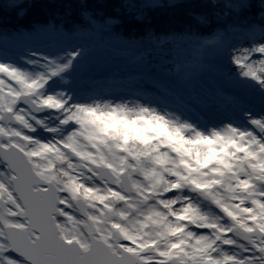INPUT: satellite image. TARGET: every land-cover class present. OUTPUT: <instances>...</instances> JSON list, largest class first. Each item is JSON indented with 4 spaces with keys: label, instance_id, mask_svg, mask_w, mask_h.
I'll use <instances>...</instances> for the list:
<instances>
[{
    "label": "snow or ice",
    "instance_id": "1",
    "mask_svg": "<svg viewBox=\"0 0 264 264\" xmlns=\"http://www.w3.org/2000/svg\"><path fill=\"white\" fill-rule=\"evenodd\" d=\"M10 2L11 33L0 14V264H264V0H205L226 22L196 17L212 27L198 48L219 62L198 86L155 79L118 97L84 86L90 50L70 41L118 30L121 17L80 0L78 21L26 26L23 0ZM42 36L57 39L8 54L9 38ZM128 42L170 43L153 32Z\"/></svg>",
    "mask_w": 264,
    "mask_h": 264
},
{
    "label": "trees",
    "instance_id": "2",
    "mask_svg": "<svg viewBox=\"0 0 264 264\" xmlns=\"http://www.w3.org/2000/svg\"><path fill=\"white\" fill-rule=\"evenodd\" d=\"M129 2L132 7L122 6L121 0H87L91 11L99 12L101 16L115 14L124 21L118 30L98 29L85 35L74 36L70 41L71 43L84 44L91 52L90 59L99 63L97 66L102 73L99 72L98 75L87 80L91 84V88L97 93L103 94L108 92V86H110V90L115 92L117 90L115 87L120 86L117 81L122 79L120 77H124V74L130 86L142 88L144 84H147L145 81L148 82L144 76L149 74L151 69L149 55L153 57V55L166 53V50L174 51L176 57L171 59L172 63H176V73L183 74L181 80L187 79V83L191 85L193 80L198 78L187 70L195 66L196 69L203 71L207 66L203 63L204 60L206 57L211 58V51L198 48L196 41L207 37L212 27L201 25L196 17L207 14L213 18L214 25L226 22V17L221 16V19L217 21L216 17L220 16L219 10L207 6L205 0H176L178 6H170L168 0H161L162 6L152 9L144 8L141 0H129ZM23 3L27 14L21 23L26 26L43 24L53 19L57 22L70 23L78 21L81 17L80 0H23ZM12 7V3L8 0L0 13L5 18L6 27L10 33L17 24L15 14L11 10ZM141 12L144 13V19L139 22L135 21L133 17ZM257 12L258 10H253L251 15L255 16ZM148 32L167 36L170 43L156 46L147 42L136 45L128 42L129 37L140 38ZM188 33L196 35L190 36ZM56 39V37L49 36L22 37L15 40L9 38L6 47L10 56H18L27 47L34 44L50 45ZM232 39L239 43L243 42L246 37L237 34ZM142 44H145L147 52L142 49ZM192 53L194 56H189ZM103 61H107L109 64H101ZM213 64L215 63L213 62ZM138 77L141 80L137 79ZM178 83L181 86L182 83L180 81ZM181 87L186 90L183 85Z\"/></svg>",
    "mask_w": 264,
    "mask_h": 264
},
{
    "label": "rangeland",
    "instance_id": "3",
    "mask_svg": "<svg viewBox=\"0 0 264 264\" xmlns=\"http://www.w3.org/2000/svg\"><path fill=\"white\" fill-rule=\"evenodd\" d=\"M142 49L147 52L146 48H145V44H142ZM91 54V52H90ZM210 56L206 57V59L204 60L203 63H205L206 65H210L213 64V62L215 64L213 65H217L219 66V62L218 59H216L213 54L210 52ZM149 55V54H148ZM91 56V55H90ZM149 60L151 62V64L149 65L151 67V69L149 70V74H147L145 77V79H147V81H151V80H155V79H159L161 82L164 83L165 81V85L168 86L169 88L175 90V91H186L188 88L192 87H196L198 86L199 82L201 81L202 75H203V71H200L198 68L196 69L195 66H192V69L187 70V72L192 73V75L196 76L198 79H196L195 81L193 80L192 84L189 85L187 83V79L181 80V77H183V74H177V68H176V63H172V59L173 57H176L174 54L173 50H166V53H161L158 55H153V57H151L152 55H149ZM159 58H157V57ZM178 56V55H177ZM189 56H194V54L192 53ZM162 59V60H159ZM148 61V59H147ZM109 64V62L107 61H103L101 64ZM99 63L98 62H93L91 59H89V70L84 74L83 76V80L85 81V87H91V84H89V81H87L88 79H90L92 76L94 75H98L99 72H101V69L99 68V66H97ZM173 65V66H171ZM102 73V72H101ZM124 77H120L122 79H118V83L120 84L119 87H115L117 90H115V92H113L112 90H110V86H108V92H104L103 95H108V96H113V97H118V96H131L134 92H136L137 89L142 90V91H150V85L148 84H144L141 87H135V86H130L125 74L123 75ZM137 79H140L139 77ZM141 80V79H140ZM164 80V81H163ZM168 80V81H166ZM178 81H180L183 85L184 88H186V90L181 89L182 87L178 84ZM145 83H147L145 81Z\"/></svg>",
    "mask_w": 264,
    "mask_h": 264
},
{
    "label": "water",
    "instance_id": "4",
    "mask_svg": "<svg viewBox=\"0 0 264 264\" xmlns=\"http://www.w3.org/2000/svg\"><path fill=\"white\" fill-rule=\"evenodd\" d=\"M212 54H213V56L216 58V59H218L216 56H215V54L213 53V52H211Z\"/></svg>",
    "mask_w": 264,
    "mask_h": 264
},
{
    "label": "bare ground",
    "instance_id": "5",
    "mask_svg": "<svg viewBox=\"0 0 264 264\" xmlns=\"http://www.w3.org/2000/svg\"><path fill=\"white\" fill-rule=\"evenodd\" d=\"M137 91H142V90L137 89L136 92H137Z\"/></svg>",
    "mask_w": 264,
    "mask_h": 264
}]
</instances>
